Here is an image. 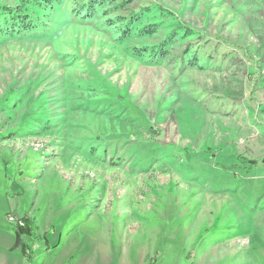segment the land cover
Returning <instances> with one entry per match:
<instances>
[{
  "label": "rangeland",
  "instance_id": "obj_1",
  "mask_svg": "<svg viewBox=\"0 0 264 264\" xmlns=\"http://www.w3.org/2000/svg\"><path fill=\"white\" fill-rule=\"evenodd\" d=\"M144 5L157 64L58 12L0 38V264H264V0Z\"/></svg>",
  "mask_w": 264,
  "mask_h": 264
},
{
  "label": "trees",
  "instance_id": "obj_2",
  "mask_svg": "<svg viewBox=\"0 0 264 264\" xmlns=\"http://www.w3.org/2000/svg\"><path fill=\"white\" fill-rule=\"evenodd\" d=\"M130 0H0V38L21 37L25 34L45 40H53L58 35L50 22L53 13L58 12L54 24L61 21V27L78 25L92 28L98 32H107L112 36L111 42L119 49H127L135 59H145L146 63L157 64L168 56L169 43L175 36L173 32L166 35L154 45L127 46L133 38L151 35L157 30L153 22H145L149 8L153 5H144L133 10H124ZM126 11L124 15L119 12ZM66 26V27H67ZM183 32L190 29L183 28ZM59 36V35H58ZM57 36V37H58ZM183 51L184 62L197 63L199 57H192L189 52ZM196 54V53H195ZM207 57H211L208 55ZM205 57H203L204 59ZM200 59V58H199ZM207 61L204 59L202 62ZM209 61V60H208ZM198 63L197 65H199Z\"/></svg>",
  "mask_w": 264,
  "mask_h": 264
}]
</instances>
